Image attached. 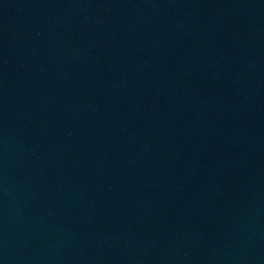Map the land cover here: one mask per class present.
<instances>
[{
	"label": "water",
	"instance_id": "obj_1",
	"mask_svg": "<svg viewBox=\"0 0 264 264\" xmlns=\"http://www.w3.org/2000/svg\"><path fill=\"white\" fill-rule=\"evenodd\" d=\"M0 264H264V0H0Z\"/></svg>",
	"mask_w": 264,
	"mask_h": 264
}]
</instances>
